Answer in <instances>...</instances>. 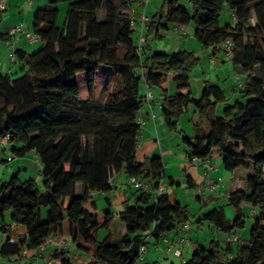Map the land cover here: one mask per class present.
<instances>
[{
    "label": "trees",
    "instance_id": "16d2710c",
    "mask_svg": "<svg viewBox=\"0 0 264 264\" xmlns=\"http://www.w3.org/2000/svg\"><path fill=\"white\" fill-rule=\"evenodd\" d=\"M146 1L52 0L33 15L38 52H16L25 65L21 76L0 71V137H9L18 158L35 153L44 178L43 192L36 180L22 181L19 172L0 186V219L12 211L13 224L26 230L19 243H11L10 237L4 241L1 257L25 252L26 259H35L49 238L63 234L67 222L77 250L93 256L90 264H143L138 257L144 237L160 240L192 222L188 207L168 193L153 200L164 178L163 160H137V119L146 105L141 91L147 83L164 93L162 113L171 131L178 130L181 116L194 104L193 136H183L190 160L221 159L232 173L253 170L228 195L233 220H226L219 209L200 218L231 234L245 226L244 208L255 209L249 239L234 251L213 240L207 247L198 246L184 264H264V0H187L191 11L183 0H164L145 23L147 49L152 37L161 39L172 28L192 24L195 39L215 54L231 41V62L247 75L245 88H238L242 100L233 104L220 86L209 83L199 99L191 92L169 95L170 75H175L177 91L190 89L191 72L200 58L188 50L139 49L135 25L124 10L132 4L145 8ZM62 3L67 11L60 25ZM225 8L236 19L222 25ZM2 17L0 11L3 37ZM98 86L104 101L96 97ZM121 172L149 181L152 192L136 190L134 204H124L118 216L127 234L120 239L110 232L117 215L110 207L99 208L96 198L112 191L111 180ZM1 224V231L11 230ZM102 229L109 231L103 241L98 236ZM70 254L56 250L53 259L70 264Z\"/></svg>",
    "mask_w": 264,
    "mask_h": 264
},
{
    "label": "crops",
    "instance_id": "0c3cea01",
    "mask_svg": "<svg viewBox=\"0 0 264 264\" xmlns=\"http://www.w3.org/2000/svg\"><path fill=\"white\" fill-rule=\"evenodd\" d=\"M47 1L48 0H0V5L4 4V7H5V10L3 11L4 14L2 17V22H1V33L4 36L3 37L0 36V71L3 72L4 74H9V75L15 76V75H19V73H23L25 65L23 64V62H20L18 60V58L15 61H12L11 60V54L13 52L16 53L18 50H23V51L30 54L31 52L35 51V49H36L35 46L37 44V43H34V44L30 43L28 41L25 33L21 34L20 38L17 41L13 36H10V31L16 25L23 24L24 25L23 27L25 28L24 30H26V32H30L31 30L27 29L26 24H25V20H23L25 18L24 16H26V17L32 16V19H33V15H34L35 11L39 7H41L42 5H45V3H47ZM51 1L52 0H50V2ZM50 2H49V4H50ZM183 5H185V7L189 11H191V8L188 5L187 0H183ZM41 8H43V7H41ZM10 9H13L12 15L9 14ZM8 11H9V13H8ZM124 12L129 14V15L136 16V18H135V19H137L136 25H138V26L140 25L143 17H146L147 19H150L152 17V16H148L144 12V8H139L136 4H132L130 6V8L125 9ZM5 13H8V14H5ZM10 15H11V18H10ZM185 28H186V34L185 35L180 33L177 30V28H174L173 32H175L179 36H186V38L188 39L189 38L188 32L190 29V25L185 27ZM31 32H33V29ZM144 34H145V30H144ZM191 36L194 37V31L192 32ZM178 38H179L178 39L179 41H177L176 45H177V47H179L178 48V49H180L179 51H183L181 49H183V47L187 46V42H189L190 39H188V40L185 39V41L181 42V37H178ZM210 50L213 51L212 48H210ZM146 51L155 52L154 50H152L151 46L148 49L146 47L145 52ZM211 57H212V59H211L212 64L216 67L215 69H213V71L217 70L216 71L217 74L216 75H214V74L208 75V73L207 74L203 73V84L201 85V88H200L201 91L204 89V87L208 83L214 84L215 82L222 81V76L219 72L224 70V68L226 67V66H223L224 64H226V61H225L226 58L224 56V52L222 50L221 52H218L217 54H215L213 51ZM234 67L236 68L238 74H241V75H244L247 77V75L245 73H243V71L240 67H236V66H234ZM174 77H175V75L170 77V80H174ZM243 82L246 84V81H243ZM214 85H217V84H214ZM234 85H232V87H234L232 89H236ZM189 92L193 93L191 87L189 90H180V91L176 90L175 94L179 93V94L187 95ZM143 94L146 95V89H145V92ZM169 95H174V94H172V90L170 88H169ZM164 99H165L164 93H162L161 91L157 92L155 94V101L153 103H151V105L146 104L143 107V109L139 115L141 117V119L144 121V123L141 126V134L139 137V149L137 152V160L142 163L147 158H151V157H155V156L160 157L163 160V163L165 164V174H164V178H163V182L165 185H166L165 181H166V177H167L166 167H168L169 165H174L175 167H178L179 170L182 169L184 171V176L181 175V177H179V178L182 180V179H185V177H186L187 189H191L193 192V190H196L197 187L199 185H201V183L204 180V178H203L204 177V169L200 166H199L200 168L195 169L197 177L200 176L198 182H196L195 177H193V174H191V170L195 167H194V165L191 164V160L188 157V154L186 153L185 144L181 140V138H183V136H187L189 138L192 137L193 136V130L191 133L188 132L187 134H185V130L180 131L179 124H178V130L177 131H171L167 127L166 122H165V118H164L163 113H162V107H163ZM219 107H218V113H219ZM188 110H190V107ZM153 113L155 114V118H153ZM178 136H179V139H178ZM140 140H141V142H140ZM169 141H172L173 144ZM15 158H18V157L15 156ZM38 161H39V159H38ZM5 162H7V161H5ZM187 168H189V169H187ZM217 169H218L217 172L212 174V178L214 180H217L220 178L223 179V173H222L220 167H217ZM240 170H242V169H240ZM19 171H21V168L19 169ZM248 171H253V170L251 169ZM3 175H4V173H3ZM237 180H238V178L233 176V178L231 179L230 182L226 183L223 181L224 182L223 184L220 183V185L218 186L217 193H215L210 198V200H208V201L203 200L200 197H198L202 207H206L208 205V203H211L215 206L219 205V201L222 199V192L224 191L223 190L224 187L226 186V188H227V190L225 189V191H226L225 193H227V196H228L229 193H231L232 191L235 190V186L238 184ZM170 181H171L170 182L171 185H176L177 177L175 178V177L171 176ZM111 184H112V191L110 193L100 194L99 196H97V198H101V200L103 202L102 206L99 203H98V206L101 209H105L107 207H110L111 210L115 213V215H117L115 217L113 223H112L110 230L114 236L121 239L127 234V231H126V225L121 222L120 217L118 215H119V212L124 207V204H126V203L131 204V205L134 204V201L136 198L135 192L137 189L131 187V185L129 183V177L127 175H125L124 172H121L119 174H114V176L111 180ZM168 191L169 190H167L166 193H168ZM174 194H175V192H174ZM153 200H155L154 197H153ZM215 209H219V208L214 207L212 210H215ZM212 210H210V211H212ZM223 210L225 213V209H223ZM203 214H204L203 211L199 212V214H198L199 215L198 221H197V223L199 224V231H198L199 233L197 234L198 236H199V234L206 232V229L213 230V227H214V225H212L211 223H209L207 221L200 222V218ZM225 217H226V215H225ZM226 220H228L227 217H226ZM4 222H6L5 219H4ZM207 223H209V227H206ZM65 224H68V223L66 222ZM191 224H192V226H191L190 233L188 234V242L183 248L184 249V258L186 261L190 259L189 257L186 256L187 253H191V256H192V254L196 251L198 246L201 245V246L207 247L210 244V242L213 241V240H211L208 242V240L206 239V236H204V238H201L200 236L198 237L195 235H191L192 232H195L193 229V224H194L193 220H192ZM1 225L7 226L10 228H12L13 226L14 227L17 226L14 224L12 226H8L6 223H4V224L2 223ZM68 227H69L68 231L64 227L63 234L56 236V238L61 239V240H65V241L72 240L73 235L71 233V229H70L69 224H68ZM219 231L220 230H218V232ZM235 233H237V232L235 231ZM67 234H69V236ZM180 234H181L180 230H177V231H174L173 233L169 234L168 236L163 237L160 240H155L153 238H150V240H152V242L148 243L150 245V248H149V252H148L146 259L143 262V264H183L181 259L176 258L173 253L169 252V248H170L171 244L174 243L178 239ZM218 234L219 233H217V237L219 236ZM25 235H26V233H25ZM25 235L22 237L21 236H19V237L24 238ZM229 235L230 234L222 233L221 237L219 236V238L214 239V241H220L221 245L223 246V241L225 242L226 237H228ZM7 237H18V236L13 234L12 229L7 233L0 230V238H2L1 242H0V247L4 243V241L6 240ZM239 237H240V235H239ZM240 239H241V237H240ZM75 248H76V250L70 254V258H71L70 264H83L86 261H88L87 258L90 254H88L84 251H81V250H77L76 245H75ZM232 249H233V251L235 250V245H232ZM56 250H58L57 247L48 248L43 253V255L40 257L39 263L37 262L36 258L32 259V260H28V259L24 258L23 256H20V257H18V259L16 261H14V260H12V257H7V258L1 257V254H0V264H62V262L60 260H54L53 259V256H54V253ZM227 254L230 257L233 256V253H227Z\"/></svg>",
    "mask_w": 264,
    "mask_h": 264
},
{
    "label": "rangeland",
    "instance_id": "374dc122",
    "mask_svg": "<svg viewBox=\"0 0 264 264\" xmlns=\"http://www.w3.org/2000/svg\"><path fill=\"white\" fill-rule=\"evenodd\" d=\"M49 2H50V0H48L47 3H45V5H42L41 7L47 6L49 4ZM163 4H164V0H148L146 6L144 8V12L148 16H153V14L160 11ZM41 7H39V8H41ZM59 9H60L59 24L62 25L64 22V19H65L66 11H67V4L62 3L59 6ZM12 12H13V9H10V13L8 11V13L11 15H12ZM8 13H5V14H8ZM11 15H10V18H11ZM24 17L25 18L23 20H25V24H26L27 29H30L32 31V29H33L32 16H29V17L24 16ZM100 19L102 21L104 20L103 15L100 16ZM228 21H230L229 9L225 8L223 10V12L221 13V24L223 25L224 23H226ZM252 22H253V24H255V19H253ZM135 29H136V31L134 34V39L138 42L139 36H140V28L138 25H136ZM173 29L174 28H172L169 31L164 32L163 37L161 39H154L152 37L149 40V45L151 46L152 50H154L155 52L163 51L166 53H173V52L179 51L180 49H178L179 47H177V45H176L177 41H179L178 37H181V42L185 41V39H187V38H186V36H179L178 34L173 32ZM194 30H195L194 25L193 24L190 25V29L188 32L189 33L188 39H190V41L187 42V46L183 47V49H181V50H188L191 52L193 51L195 53V55L198 58H200L199 65L191 72V76H190V84H191V89L193 91L192 95L194 98L199 99L202 95V92H203V90L201 91V89H200L201 85L203 84V73L204 74L208 73V75H211V74L216 75L217 70L213 71V69L216 68L212 64V60H211L212 59L211 55H212L213 51L210 49H205L197 39H195L193 36H191L192 32ZM31 31H30V33H33ZM25 33H26V30H25ZM147 46H148V44L145 43L144 47H147ZM35 47H36L35 51L31 52L30 54H34V53L38 52V50L41 47V43L37 42ZM225 61H226V64H224L223 66H226V67L224 68V70L219 72L222 76V81L215 82L214 84H217L218 86H220L225 91L227 99L229 100V103L233 104L237 100H242V93L240 92V90L236 86L237 85V78L239 76H241L242 80L246 81L247 77L244 75L238 74L237 70L234 67V65L232 64V62L228 61L227 59ZM21 74L22 73H19V75H15V77L21 76ZM172 76L173 75H170V77H172ZM106 79H107V73L103 74V76L101 78L102 85H105ZM232 85H234L236 89H232V88H234V87H232ZM169 88L172 90V94H175L176 84H175L174 80H170ZM145 89H146V85L143 84L141 92L144 93ZM152 90L155 94L160 91V90L154 89V88H152ZM96 97H97V99H99L101 101H104V99H105V96L102 93L101 86H98ZM189 107H190V110L186 111L181 116L179 123H178L180 126V131L185 130V134H187L188 132L191 133L193 130V123L191 121V117H192V114L195 110V106H194V104H190ZM223 110H224V106L221 105L219 107V113L218 114L222 115ZM178 139H179V136H178ZM181 140L183 141V138H181ZM140 142H141V140H140ZM169 142H171L173 144L172 141H169ZM5 161H7V162H5ZM214 162L217 165V167H220V169L223 173V179H222L221 184H223L224 182H226V183L230 182L231 179L233 178V176L238 178V180H237L238 183L241 181L240 183L244 184L245 178L247 176L253 174V171H248L245 169L238 170L237 172L232 173V172H229V171L224 169L221 159H215ZM194 167L195 168H193L191 170V174H193V177H195L196 182H198L200 176L197 177L195 169L200 168L201 166L200 167L194 166ZM20 168H21V171H19ZM187 169H189V168H187ZM18 172L20 175V179L22 181L34 179L37 181L40 191L41 192L44 191V178L41 175V164L38 161L37 155L32 152V153H29L26 157L15 158L12 145L10 147V151L7 150L5 147L0 145V186L2 184H4L5 182H9L11 180L12 176ZM3 173H4V175H3ZM166 173H167V177H166L165 182H166L167 190H169L168 191L169 195H171L173 198L177 199L183 205L187 206L190 213H191V219L194 221L193 229L195 231V232H192L191 235L198 236L197 234L199 233L198 232L199 231V224L197 223V221H198V217H199V215H198L199 212L203 211V213H206V212H209L210 210H212L214 207H217V208H219V210L225 209V215H226L228 220H233L235 218V212H234L233 208L228 205L227 193H225L226 192L225 189L227 190L226 186L223 189L224 191L222 192V199L219 201V205L215 206L211 203H208V205L206 207H202L200 200L198 199L199 195L197 194V191L193 190V192H192L191 189H187L186 177H185V179H182V180L179 178V177H181V175L184 176V171L182 169L179 170L178 167H175L174 165H169L168 167H166ZM171 176H173L175 178L177 177L176 185L170 184V177ZM174 192H175V194H174ZM211 196H212L211 194H208V195L205 194L203 197H201V199L208 201V199ZM97 201L101 206L103 205L101 198H97ZM243 214L246 217L245 218V221H246L245 226L237 231V233L241 237V242H245L247 239H249L250 230H251L253 220H254L252 215H251V210L248 207L244 208ZM45 218H46V209L43 211V219H45ZM5 221L6 222H4L3 219H0V223H3V224L6 223L8 226L13 225L12 224L13 223L12 222V211L6 212ZM64 227L67 229V231L69 230L68 224H65ZM206 227H209V223L206 224ZM11 229L13 231V234H15L18 237L19 236L22 237L26 233L25 228L21 225H17L16 227L13 226ZM110 232H111V230H110ZM217 233H219L218 235L221 237L223 232H221V231L218 232V230L215 227H213V230L206 229V232L199 234V236L201 238H204V236H206V239L209 242L211 240L219 238V236L217 237ZM108 234H109V231H107L106 229L100 230L98 233L99 239L101 241H103L108 236ZM67 235L69 236V234H67ZM68 241L72 242V240H68ZM149 242L151 243L152 240L149 239L148 243ZM234 245H235V249H236L238 247V243H236ZM226 246H227L226 243L223 241V248H226ZM148 247L150 248L149 244H148ZM186 256L189 258L192 257L191 253H187Z\"/></svg>",
    "mask_w": 264,
    "mask_h": 264
},
{
    "label": "built area",
    "instance_id": "2783aa9c",
    "mask_svg": "<svg viewBox=\"0 0 264 264\" xmlns=\"http://www.w3.org/2000/svg\"><path fill=\"white\" fill-rule=\"evenodd\" d=\"M147 2H148V0L146 1V3ZM4 10H5L4 4H1L0 5V11H4ZM229 16L233 20L236 19V15L233 12H229ZM131 21H132L133 25L137 24V21H136L134 15H131ZM146 21H147V18L143 17V19L139 25L140 36H139V40H138V46H139L140 50H142L144 48V44L146 43L145 34H144ZM175 28H177V30L180 33H182L183 35L186 34V28L184 26L175 27ZM23 33H25L23 25L18 24L10 31V36H13L18 41V39L20 38V35ZM25 34H26V37L30 43L34 44V43L39 42V38L34 33L26 32ZM232 50H233L232 42L227 41L224 45L223 52H224L225 58L230 62L234 59ZM16 59H17L16 53L13 52L11 54V60L15 61ZM237 86L239 89H244L246 86L240 76L237 78ZM145 101H146L147 105H151V103H153L155 101V93L153 92L152 88L147 83H146ZM153 118H155L154 113H153ZM137 122L141 126L144 123V121L141 119L140 116L138 117ZM0 145L5 147L7 150L10 151L11 143H10L9 137H0ZM191 164L194 166H197V167L201 166L204 169V180L201 183V185H199L196 189L199 197L201 198L205 194L206 195L211 194L213 196L215 193H217L218 186L222 182V178L217 179V180H214L212 178V174H214L218 170L217 165L215 164L214 160L213 159H206L203 162H198L197 159H192ZM129 183H130L131 187H133L137 190H141L145 193L152 192L151 183L149 181L143 180L139 177H135V176L129 177ZM166 192H167V186L164 184L163 179H162L160 181L158 188L153 191L155 200H158L159 197L164 195ZM210 198L208 200H210ZM227 198H228V196H227ZM257 214H258L257 210H255V209L251 210L252 216L257 215ZM191 226H192L191 222H186L185 224H183L182 227L180 228V233H181L180 236L178 237V239L174 243L171 244V246L169 248V252L173 253L176 258L181 259L183 264L186 262V260L184 258V249L183 248L188 242V233L191 230ZM150 236L151 235H147L146 237L143 238V242L139 248L138 263H142L146 259V256L149 252L148 240L151 238ZM1 239L2 238H0V242H1ZM6 239H8V237ZM20 239H21V237H10V242L13 244L19 243ZM225 243H226V245L232 246L236 243L240 244L241 239L238 236V234L234 232V233H231L228 237H226ZM52 247H57V249L59 251H69L71 253L76 250L73 242L61 240V239H58L56 237H51L46 241V243L44 245H42L39 248L38 256L36 257L38 263L40 262V257L43 255V253L48 248H52ZM22 256L25 258V252H23ZM17 259H18V256L12 257V260H14V261H16ZM87 259H88V261H86L83 264H90L93 260V256L89 255Z\"/></svg>",
    "mask_w": 264,
    "mask_h": 264
}]
</instances>
